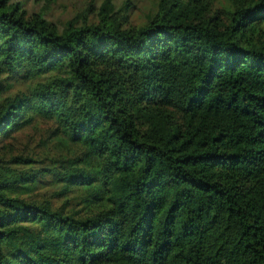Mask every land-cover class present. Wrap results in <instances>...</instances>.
<instances>
[{"label":"trees","instance_id":"trees-1","mask_svg":"<svg viewBox=\"0 0 264 264\" xmlns=\"http://www.w3.org/2000/svg\"><path fill=\"white\" fill-rule=\"evenodd\" d=\"M25 1L0 0V264H264V0Z\"/></svg>","mask_w":264,"mask_h":264},{"label":"rangeland","instance_id":"rangeland-1","mask_svg":"<svg viewBox=\"0 0 264 264\" xmlns=\"http://www.w3.org/2000/svg\"><path fill=\"white\" fill-rule=\"evenodd\" d=\"M122 2L124 0H117ZM135 3L134 12L131 16L132 24H140L145 13H147L152 8L151 0H131ZM101 0H95L96 6L99 5ZM89 0H58V2L52 5L51 14L54 18H59L62 20H67L68 18L74 16L77 12H80L87 4ZM24 7L32 13H37L40 10V5L35 4L33 0H27L24 3ZM22 144L25 141H20Z\"/></svg>","mask_w":264,"mask_h":264}]
</instances>
